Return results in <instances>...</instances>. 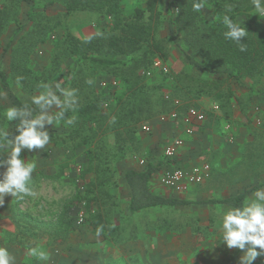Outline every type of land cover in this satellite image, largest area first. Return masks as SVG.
Segmentation results:
<instances>
[{
  "label": "rangeland",
  "instance_id": "374dc122",
  "mask_svg": "<svg viewBox=\"0 0 264 264\" xmlns=\"http://www.w3.org/2000/svg\"><path fill=\"white\" fill-rule=\"evenodd\" d=\"M146 1L126 0V3L129 6L135 3L144 5ZM157 1L156 11L159 17L156 19V37L169 56L167 65L177 74L202 78L201 71L186 66L179 51L169 40L170 0ZM0 9L5 12L7 18L6 25L0 29V69L7 75L13 91L24 102L37 104V98L44 96L46 100H50L59 85L66 83L65 94L59 103L42 115L45 117V128L41 131L48 133L49 142L43 148L21 149L20 158L35 165L30 174V182L25 185L29 191L13 188L12 192L0 193L3 201L0 204V247L8 250L9 264H185L187 250L191 251V239L186 240L185 234L190 230L193 220V230L199 240L196 245L191 242L197 247L194 250L197 254H193V258L200 257L201 251H204L209 256L212 253L219 255L220 258L217 259L223 264H249L246 257L248 249L252 247L250 244L246 243L244 249H229L227 242L222 239L220 222L224 212L217 218H212V212V217L209 218L211 212L208 210L211 207L203 205L157 208L136 215H130L127 211L130 194L123 179L124 172L128 169L142 170L149 162H160L164 148L170 144L172 138H184L185 131L180 121L186 114L185 107L179 109L180 119L177 122L166 126L159 122L161 114L174 109L163 100L166 95L172 94L171 88L150 91L153 95V105L150 107L152 114L141 126H152L151 134L143 133L139 129L137 138L130 142L125 141L126 144L121 147L113 132L96 140L103 148L97 162L102 163L101 180L104 179V184L96 191V199L94 194L89 196L93 199L89 205L87 202L80 203L81 206L78 207L72 205L78 200L80 193L86 192L90 181V177H81V172L86 167L85 149L61 148L55 142H61L63 137L59 136L71 132L72 116L67 114L74 105L82 102L83 95L91 88L90 81L80 80L82 76L78 73H69L75 59L67 56L55 43L62 39L66 31L81 39L99 34L96 27L97 13L76 12L67 16L66 9L60 3L49 4L43 0H36L33 6L23 0H0ZM30 14H33V21L28 19ZM237 22L243 23L244 18H238ZM20 27L22 31L19 32ZM42 38L45 42L39 43ZM114 81L116 85H113ZM254 84V81L247 80L245 86L235 87L238 100L232 99L230 121H223L219 105L210 99L204 98L198 104L184 94L175 96L182 104L186 102L189 107L201 108L207 114V120L203 124H206L205 127L209 130L205 129L196 145L200 150L199 157L209 150L210 159H214L218 169V155L228 150L225 158L228 167L225 171L217 172L212 182L207 184L202 197L193 199L196 204L210 198L231 197L264 183V105H261L255 93H250L248 89ZM95 85L100 89H115L118 81L112 78L110 73L104 72ZM255 89L264 90V79L255 85ZM42 103H45V100H41L39 104ZM215 105L219 107L218 111L213 109ZM107 108L105 104L104 109ZM8 109H11V104L0 81V130L8 132V135L0 140V180L10 167L7 161L11 157V149L7 142H14L16 136L9 138L12 128L11 122L5 117ZM200 125L194 128L192 136L199 132ZM82 137L83 135H75L76 142H81ZM69 141L70 139L67 140ZM185 142L184 138V144ZM70 145L74 147L75 143ZM119 148H122V153ZM206 148L209 149L205 151ZM123 153L124 158L120 159L119 156ZM171 161V166L162 167L158 172L159 176L166 170L184 168L178 166L177 156ZM61 172H64V177L60 176ZM151 189L155 194L191 202L187 193L178 194L163 186L159 177ZM262 196L264 187L251 193L245 206L250 207L253 203L264 204ZM16 199L20 204L15 209ZM68 206L73 224L67 233H56L54 228ZM97 212L104 215L109 227L110 232L106 237L96 235L88 225L89 216ZM81 214L84 219L78 224ZM208 221H211V225L208 223L206 227L200 226ZM151 227L158 230V237L153 238L154 240L148 236ZM215 237L220 240H215L214 244L218 245L213 247L214 244L207 241ZM150 245L154 247L150 248ZM31 249L45 252L48 258L41 260L31 255ZM255 251L264 253V249L259 246H255ZM217 259L211 264H216ZM250 264H264V255L258 256Z\"/></svg>",
  "mask_w": 264,
  "mask_h": 264
},
{
  "label": "trees",
  "instance_id": "16d2710c",
  "mask_svg": "<svg viewBox=\"0 0 264 264\" xmlns=\"http://www.w3.org/2000/svg\"><path fill=\"white\" fill-rule=\"evenodd\" d=\"M23 1L33 6L36 0ZM43 1H48L49 4L60 3L66 9L67 16L76 12H94L98 17L96 27L99 34L81 39L66 31L62 39L55 43L67 56L75 59L69 73H78L82 76L80 80L90 81L91 88L83 95L82 102L74 105L67 114L72 116L71 132L59 136L63 137L61 142H55L61 148L85 149L86 167L83 168L81 177H90V181L86 192L80 193L78 200L72 203L74 207L83 202L89 205L93 201L89 196L94 194L96 199V191L104 184V179L101 180L102 163L97 162L103 148L96 140L113 132L121 147L126 144L125 141L130 142L137 138L141 123L152 114L151 90L171 88L170 100L165 97L163 100L174 109L173 101L178 100L175 96L180 94H184L192 102L202 98L210 99L219 105L223 121H230L232 99L238 100L235 87L245 86L249 80L255 83L248 88L250 93H255L258 102L264 105V90L255 89V85L264 79V18L258 15L252 0H204V7L200 12L193 10L194 0H170L169 40L179 51L186 66L202 72V78L199 79L184 76L182 73L177 74L172 70L166 74L153 69L155 59L166 62L169 58L156 37V19L159 17L156 11L157 0H147L144 5L135 3L131 6L126 0ZM5 15L0 9L1 30L7 23ZM225 16L245 30L246 36L242 37L239 43L226 37L225 33L229 29L223 23ZM240 17L244 18L243 23L237 22ZM28 19L33 21V14H30ZM18 30L22 31V27ZM17 35L18 33L15 34ZM44 42V38L39 41ZM141 71H144L142 75ZM148 71L152 72L150 76L146 74ZM104 72L110 73L112 78L118 81L115 89L96 87V80ZM0 81L7 92L11 109L17 113L10 121V139L19 134L17 126H21L24 121L38 119L56 104L24 102L13 91L7 75L1 69ZM21 84H24L23 79ZM85 87L84 85L83 88ZM65 91L66 83L62 82L54 95L58 101ZM105 104L107 109H104ZM183 107L189 108L186 102H183L181 108ZM171 111H165L163 114H169ZM44 128V124L43 127L37 125L39 131ZM75 135H83L81 142H76ZM73 142L74 147L70 145ZM119 149L122 153V148ZM119 157L123 159L124 153ZM171 160L163 156L160 162H149L142 170L128 169L124 172L123 179L130 194L127 207L130 215L148 209L185 207L190 204L178 198L155 194L151 189V179L162 167L171 166ZM59 174L65 176L64 172ZM262 187L264 183L234 196L209 200L202 204L227 205L242 211L248 196ZM18 204L20 202L16 199L15 209ZM69 207L55 226L56 233H67L71 228L73 218L69 214ZM14 213L17 214L15 211ZM87 222L96 235L106 237L110 232L101 212L90 215Z\"/></svg>",
  "mask_w": 264,
  "mask_h": 264
},
{
  "label": "clouds",
  "instance_id": "9594fccd",
  "mask_svg": "<svg viewBox=\"0 0 264 264\" xmlns=\"http://www.w3.org/2000/svg\"><path fill=\"white\" fill-rule=\"evenodd\" d=\"M253 6L259 16H264V0H252ZM204 7V0H194L193 10L200 12ZM223 23L229 29L225 35L227 38L239 43L242 37L246 36L243 28L225 16ZM41 100H45L47 104L53 102L59 103L55 96L50 100H46L44 96H40L35 100L39 104ZM16 110L8 109L5 112L7 120L11 121L16 116ZM45 117L41 116L32 121H24L21 126H17L18 135L15 136L14 142L8 141L11 149V157L7 161L10 167L4 175V181L0 183V193L12 192L13 188L20 191L28 192L25 187L26 183L30 182V174L34 171L35 165L33 163L25 162L20 158L22 148L29 150L36 148H43L49 142V135L47 132L39 131L37 125L43 127ZM49 122L52 120L49 118ZM8 135L7 131L0 130V140ZM13 195L15 193L13 192ZM264 199V196L261 197ZM0 198V204H2ZM222 239L227 242L229 249L238 247L244 249L245 244L248 243L252 247L248 249L247 261L249 264L258 256L264 253L255 251V246L264 249V204L253 203L252 206H245L243 210H228L222 214ZM30 254L38 257L41 260H46L47 254L43 251L37 252L36 249H31ZM0 264H9V252L6 248L0 247Z\"/></svg>",
  "mask_w": 264,
  "mask_h": 264
},
{
  "label": "crops",
  "instance_id": "0c3cea01",
  "mask_svg": "<svg viewBox=\"0 0 264 264\" xmlns=\"http://www.w3.org/2000/svg\"><path fill=\"white\" fill-rule=\"evenodd\" d=\"M202 99H204V98H202ZM202 99L196 101V103L200 104V102H202ZM199 109H201V108H199ZM201 110H203V109H201ZM203 111H205V110H203ZM180 123H182V125H183L182 127L185 129V124L183 122V116L181 118ZM178 124L179 123H177V125ZM161 125L162 126H166V125H163V124H161ZM199 125L200 124H197L196 126H199ZM205 126H206V124L200 125V128H198L199 132L196 133L194 136H187L185 133L183 134L184 138L186 139V142H185L184 146L179 150V152L177 154V161H179L178 162V166H181V167L183 166L186 169L187 168H191L192 166H196V165L205 163V162H207L211 166L210 177L207 180H205L202 184L196 185V186H192L191 189H189V191L187 192V194L190 197V201H191L189 206L193 207L194 205H203V206L211 207L210 210H208L209 212H211V215L209 216V218L212 217V212L214 213L212 218H217V217L220 216L221 212H226L228 210H234V209H232L231 207H229L227 205H207V204H202L204 202H200L199 204L198 203L196 204V203L193 202L194 198H197V197L200 198V197L203 196V194L205 193V189H206L207 184L212 182V179L215 177L217 172L218 171H220V172L225 171L226 168L228 167V163H226L227 160L225 159L227 157L226 154L228 153V150H224L223 154L220 153L218 155V159H219V161H218V163H219L218 164L219 165L218 169H217V166L215 164L214 159H210V151L208 150L209 148L205 149V151L206 150H208V151L205 152L204 156H200L199 157L198 153L200 152V150L197 149L196 145L198 143V139H200V137H201V134L203 132H205V129L209 130V128H206ZM175 138H181V139L184 140L183 137H179V136L175 137ZM174 139L172 138L171 142ZM158 177H159V182H160V176L158 174L154 175V177L151 179V181H150L151 187H152L153 184L157 183ZM258 190H256V191H258ZM256 191H254V192H256ZM226 198H228V197H226ZM219 199H224V198H219ZM209 200H218V199L217 198H210L207 201H209ZM207 201H205V202H207ZM155 209H157V208H155ZM155 209H148V210H145V211H141L139 213L148 212V211H152V210H155ZM163 209H165V208H163ZM139 213H136V214H139ZM136 214H133V215H136ZM193 217L196 218V216H193ZM193 221L195 222V220H193ZM193 221H192V224L190 226V230H187V232L185 234L187 236L186 240L190 241L189 239H191V241H190L191 251L187 250V253L185 255V264H211L215 259L220 258V257H218L219 255H216V254L212 253V254H210L211 256H209V254H206L204 251H201L200 257H194V258L192 257L193 254H195L194 250L197 247L193 246V244L191 242H194V244L196 245V243H198V241H199L197 234L194 233V230H193V228L195 227ZM208 223L211 225V221H208L207 223L206 222L201 223L200 226L203 227V225H204L206 227V226H208ZM216 224H218V222H216ZM220 224H222V221L220 222ZM156 231L158 233L157 229L151 227L150 231L148 232V236L152 237L151 240H154L153 238L158 237V235H156L157 234ZM154 234H155V236H154ZM142 236H145V234H142ZM215 240H220V239L215 237L214 239L208 240L207 242L210 243V241H211L212 244H214L216 242ZM217 245L218 244H214L213 247H216ZM201 246H202V243H201ZM134 247H136V245H134ZM153 247H154L153 245H150V248H153ZM209 249H211V248H209ZM209 249H206V250L208 251ZM210 257H211V259H209ZM213 257H215L213 259V261H210V260H212ZM216 264H223V263L220 261V259H217Z\"/></svg>",
  "mask_w": 264,
  "mask_h": 264
},
{
  "label": "built area",
  "instance_id": "2783aa9c",
  "mask_svg": "<svg viewBox=\"0 0 264 264\" xmlns=\"http://www.w3.org/2000/svg\"><path fill=\"white\" fill-rule=\"evenodd\" d=\"M153 69L162 71L166 74L170 72V68L166 62L157 58L154 60ZM148 76L151 75V72L146 73ZM113 85H116V81L113 82ZM166 100H170L169 95L165 96ZM173 105L176 109L172 110L169 114H163L159 118V122L163 125L177 122L180 119V114L178 108L183 106L180 100H174ZM215 111L219 110V107L215 105L213 107ZM207 120V114L203 110L197 107H189L185 116L183 117V122L185 124V134L187 136H192L194 134V128L197 124H203ZM141 131L144 133H151L152 127L148 124H143L141 126ZM184 146V140L181 138H175L168 146L164 148L163 156L166 159H173L177 156L179 150ZM211 167L208 164L196 165L191 168H181L166 170L160 175V183L172 189L178 194H185L189 191L192 186L200 185L205 180L210 177ZM4 181V178L0 180V183ZM83 214L80 215L79 223L83 222Z\"/></svg>",
  "mask_w": 264,
  "mask_h": 264
}]
</instances>
